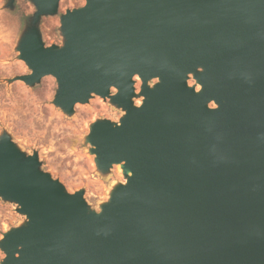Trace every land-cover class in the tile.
Returning <instances> with one entry per match:
<instances>
[{
  "label": "water",
  "instance_id": "water-1",
  "mask_svg": "<svg viewBox=\"0 0 264 264\" xmlns=\"http://www.w3.org/2000/svg\"><path fill=\"white\" fill-rule=\"evenodd\" d=\"M28 1L15 79L53 77L66 114L92 95L124 110L87 142L126 182L91 211L3 134L0 198L26 221L0 264H264V0H83L49 47L39 25L61 0Z\"/></svg>",
  "mask_w": 264,
  "mask_h": 264
},
{
  "label": "rangeland",
  "instance_id": "rangeland-1",
  "mask_svg": "<svg viewBox=\"0 0 264 264\" xmlns=\"http://www.w3.org/2000/svg\"><path fill=\"white\" fill-rule=\"evenodd\" d=\"M8 1L0 0V137L8 135L24 155L36 154L41 171L57 180L68 194L82 191L89 210L99 212L112 191L126 181L119 165L108 172L98 170L87 136L95 122L118 124L125 112L109 99L92 95L87 103L76 104L72 114H66L54 104L57 84L53 77H44L33 87L16 80L30 74L16 48L35 9L28 0H15L12 7ZM83 5V0H61L56 15L41 19L39 32L45 47L63 44L60 17ZM194 85L189 76L188 86ZM139 93L137 78L134 106L141 104ZM17 209L16 204L0 198V241L3 234L25 224V217ZM4 258L0 250V263Z\"/></svg>",
  "mask_w": 264,
  "mask_h": 264
},
{
  "label": "bare ground",
  "instance_id": "bare-ground-1",
  "mask_svg": "<svg viewBox=\"0 0 264 264\" xmlns=\"http://www.w3.org/2000/svg\"><path fill=\"white\" fill-rule=\"evenodd\" d=\"M135 81H137V78L135 77ZM197 90H199V89H197Z\"/></svg>",
  "mask_w": 264,
  "mask_h": 264
},
{
  "label": "trees",
  "instance_id": "trees-1",
  "mask_svg": "<svg viewBox=\"0 0 264 264\" xmlns=\"http://www.w3.org/2000/svg\"><path fill=\"white\" fill-rule=\"evenodd\" d=\"M28 19V18H27Z\"/></svg>",
  "mask_w": 264,
  "mask_h": 264
}]
</instances>
